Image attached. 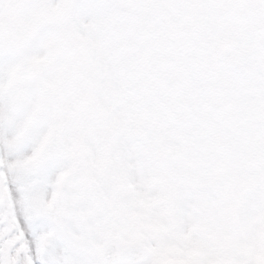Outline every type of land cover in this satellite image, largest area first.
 <instances>
[{
	"label": "snow or ice",
	"instance_id": "obj_1",
	"mask_svg": "<svg viewBox=\"0 0 264 264\" xmlns=\"http://www.w3.org/2000/svg\"><path fill=\"white\" fill-rule=\"evenodd\" d=\"M0 264H264V0H0Z\"/></svg>",
	"mask_w": 264,
	"mask_h": 264
}]
</instances>
